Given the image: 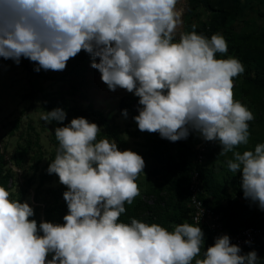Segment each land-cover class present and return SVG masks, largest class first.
Returning a JSON list of instances; mask_svg holds the SVG:
<instances>
[{"label":"clouds","instance_id":"1","mask_svg":"<svg viewBox=\"0 0 264 264\" xmlns=\"http://www.w3.org/2000/svg\"><path fill=\"white\" fill-rule=\"evenodd\" d=\"M178 0H0V58L35 64L34 71L62 72L81 51L111 92L138 98V130L171 143L197 133L218 143L228 170L240 173L243 198L264 212V143H249L254 114L234 97L243 63L224 56L221 34L210 39L180 32ZM97 59L99 62H96ZM128 110L121 115L128 117ZM61 108L44 111L46 124L64 125ZM49 134H53L49 132ZM101 127L84 117L55 127L58 142L47 174L66 187L63 223L38 222L28 201L0 186V264H257L229 235L214 239L201 257L205 234L184 222L169 231L135 218L121 222L140 195L136 182L146 167L141 155L98 139ZM198 208H202L200 204ZM202 213H197L200 225ZM246 240L245 244L251 245Z\"/></svg>","mask_w":264,"mask_h":264},{"label":"rangeland","instance_id":"2","mask_svg":"<svg viewBox=\"0 0 264 264\" xmlns=\"http://www.w3.org/2000/svg\"><path fill=\"white\" fill-rule=\"evenodd\" d=\"M208 0L198 11V18L194 20L197 26L202 25L211 35L221 34L228 44V52L217 59L237 58L235 49L238 47L235 40H246L244 53L246 56L257 55L258 66L264 65V49L252 41L261 37L264 33V0H211V8L207 7ZM177 10L181 12L182 25L177 29V39L180 32H185L186 14L188 10L187 0H178ZM238 59V58H237ZM92 62V61H91ZM96 62H99L97 59ZM244 74L234 78L235 99L241 102L252 103V97L257 102L255 109L249 110L255 119L250 122V139L246 146L237 149L241 153L244 150H253L256 144L264 143V88L253 87L255 75L248 66ZM35 64L28 59H21L17 66L12 60L0 58V150L5 155L8 168L13 173V179L9 185L12 196H18L29 189L25 201L30 206H44L48 200L47 191L56 189L60 183L55 174H47L49 163L55 158V150L58 147L54 136V127L46 125L40 115L45 111L42 95L36 91L42 89L46 94L58 93L63 87H67L66 70L62 72L34 71ZM35 88H30V85ZM81 91L75 96L72 105L87 110L92 104L95 112L100 113L109 127L99 125L101 134L98 139L108 138V130L117 128L120 142H116L119 150H131L145 161L144 174L136 181L140 188L139 198L150 208L141 214L139 221L149 223L150 213L161 217L165 201L169 207L167 211V227L172 231L173 225L184 222L190 223L187 213L186 193L189 187V175L181 170H174L166 164L158 163L151 158L157 148H166L171 151L173 157L177 156L179 143H186L194 139L191 133L187 140L171 143L161 139L159 134L140 132L131 115H138V98L125 90L117 89L111 92L101 81L100 73L90 66L89 73L81 80ZM242 91V93H241ZM244 94V95H242ZM242 97V98H241ZM121 104L129 107V114L124 118L120 112ZM66 120H72L66 118ZM98 120V119H96ZM52 132L53 134H49ZM200 144L203 139L199 137ZM198 143V144H199ZM207 146L215 147L210 151L207 159V167L213 169L215 176L227 186V195L221 200L208 198V205L224 220L232 225L244 226L249 223L264 221V212L257 206L243 198V192L239 185L240 173H232L228 170L226 160L231 158L219 156L221 151L218 143L207 142ZM31 147L29 156L21 168L14 164V157L18 156L20 149ZM192 160V158H191ZM190 160V161H191ZM39 194V196H38ZM235 220H230L231 216ZM209 246L205 240L203 252ZM262 252H258L260 260L257 264H264V246Z\"/></svg>","mask_w":264,"mask_h":264},{"label":"trees","instance_id":"3","mask_svg":"<svg viewBox=\"0 0 264 264\" xmlns=\"http://www.w3.org/2000/svg\"><path fill=\"white\" fill-rule=\"evenodd\" d=\"M188 1V10L187 14L185 16L186 18V28L185 32H191L193 29L191 25L193 24L194 20L198 18V11L203 6V4L207 0H187ZM207 7L211 8V0H208ZM197 34L204 35L205 37L209 38L212 36L202 25L197 26L195 29ZM249 41H252V43H257L261 45L264 49V33L261 35V37H257L253 40L248 39ZM238 47L234 50L236 53V56L238 60L241 62H244L248 68L250 69L251 73L255 75V83H253V87L257 90L259 86H262L264 88V65L258 66L257 55H254V57L246 56L244 53V46L246 45V40H235ZM90 65H91V57L86 54L85 52L81 51L75 58L70 59L67 62L66 66V76H67V87H63L58 93H51L46 94L44 90L39 89V91H36L37 94L42 95V101L44 104L45 111H51L55 108H61L63 109L66 114L67 118H77V117H84L89 122H94L98 126L103 125L109 127L108 123L103 119L102 115L100 113L95 112L94 107L92 104L89 105L87 110H83L79 108L76 105H72V102L75 98V96L81 91V80L89 73L90 71ZM35 88V85H30V88ZM242 93V91H241ZM244 95V94H242ZM242 98V97H241ZM253 104L252 103H246L247 105L243 104L249 109L254 110L256 101L255 97H252ZM237 101L241 102V99H237ZM242 103V102H241ZM127 109L129 112V107H127L125 104H121L120 106V112L122 113V110ZM132 120L135 115H131ZM98 119V120H96ZM70 123V120H65L64 125ZM54 128L60 125L57 122H52L51 124ZM194 139H190L186 143H179V151L177 153L176 157H173L171 154V151L166 148H157L153 152V155H151V158L154 161H157L158 163L166 164L170 168L174 170H181L182 172L187 173L190 176V171L193 167V160L195 159L198 149L197 146L200 144L199 136L197 133H194ZM108 137L110 139L115 140L116 142H120L121 138L119 136V131L117 128H110L108 130ZM199 143V144H198ZM58 144V142H57ZM213 146H208L206 153H205V164L201 167V178L203 182V192L202 200L205 203V205L208 208L213 209L208 205V198H213L215 200H221L223 197L227 195V186L224 182L217 179V177L214 174L213 169H209L207 167V159L210 157V151L214 149ZM31 150V147L20 149V153L18 156L14 157V164L16 167L21 168L23 164L26 162L27 157L29 156V152ZM192 158V160H191ZM191 160V161H190ZM13 179V173L8 168V163L6 162L5 155L1 153L0 150V186H4L6 190H9L10 182ZM29 189L21 192L18 196H12L13 199H20L21 202H24L26 200V197L29 193ZM66 187L63 185H59L56 189H52L47 191V198L44 202V206H37L34 207L35 216L33 217L39 224L41 221H47L52 223H63V216L67 214V205L63 199V193L66 191ZM39 196V194H38ZM189 194H188V188L186 193V201H187V213L190 219V222L192 224L191 218H190V209H189ZM164 204V208L162 210L161 217H158L154 213H150L149 217V224L151 223H157L161 225L164 228H167L169 231V227H167V211L169 205L161 200ZM126 213L122 214L120 217L121 222L130 223V220L132 218H135L137 220L140 219V216L145 211H150V208L147 207V205L142 201L141 198L137 197L134 202L131 205L125 204ZM236 218L235 216H231L230 220L234 221ZM226 221V219H225ZM264 221L257 222V223H249L245 224L244 226H236L228 223L226 221V225L228 228L231 229H241L245 227L250 226H260L263 225ZM193 225V224H192ZM205 240H207L209 246H212L211 241L209 238L205 235ZM262 245H257L254 248H249L243 253H247L250 251H257L262 252Z\"/></svg>","mask_w":264,"mask_h":264},{"label":"built area","instance_id":"4","mask_svg":"<svg viewBox=\"0 0 264 264\" xmlns=\"http://www.w3.org/2000/svg\"><path fill=\"white\" fill-rule=\"evenodd\" d=\"M206 143L207 142L203 140V142L197 146L198 153L192 162L193 167L189 176L188 198L192 224L202 228L212 245L216 237L227 234L231 238V243L240 246L242 252L249 248H254L257 245L264 246V224L241 229L228 228L222 215L217 213L214 209L208 208L203 202L202 195L204 192L201 167L205 164V153L208 147ZM198 204H200L202 208H198ZM202 211L203 214L200 225H197L195 218L197 213H202ZM246 240L252 241L251 245L245 244Z\"/></svg>","mask_w":264,"mask_h":264}]
</instances>
